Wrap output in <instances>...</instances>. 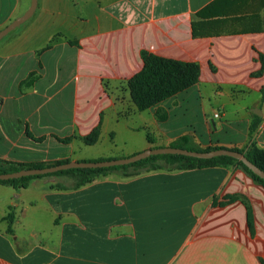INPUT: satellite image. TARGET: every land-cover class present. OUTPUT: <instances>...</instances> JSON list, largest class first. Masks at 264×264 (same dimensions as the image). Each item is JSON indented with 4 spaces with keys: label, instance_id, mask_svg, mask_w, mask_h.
<instances>
[{
    "label": "crops",
    "instance_id": "0c3cea01",
    "mask_svg": "<svg viewBox=\"0 0 264 264\" xmlns=\"http://www.w3.org/2000/svg\"><path fill=\"white\" fill-rule=\"evenodd\" d=\"M212 1L36 0L0 39V158L121 157L183 134L264 148V0H221L219 32L193 35ZM29 3L0 0V28ZM143 53L194 63L196 82L138 109ZM70 180L0 183V264H264V187L236 163L52 187Z\"/></svg>",
    "mask_w": 264,
    "mask_h": 264
},
{
    "label": "trees",
    "instance_id": "16d2710c",
    "mask_svg": "<svg viewBox=\"0 0 264 264\" xmlns=\"http://www.w3.org/2000/svg\"><path fill=\"white\" fill-rule=\"evenodd\" d=\"M219 1L221 0H213L196 12L197 19L191 22V33L193 35H208L219 32L215 29V27L226 21L223 18L217 17L220 15V13L216 10V5ZM260 60L264 65V54L260 55ZM196 80L197 67L194 63L177 61L157 56L155 54L143 53L142 67L128 80L127 85L131 99L137 108L142 110L156 104L160 100L178 91L187 88L195 83ZM167 145L194 150H208L221 147L212 144L206 146L190 144V138L186 134L176 137ZM231 149L242 151L238 148ZM242 152L249 160L264 170V148L252 145ZM105 158L112 157H101L98 159ZM66 161H69V159L56 160L53 162L17 163L0 158V172L14 171L24 167L50 166ZM234 163L243 168L255 181L259 182L264 187V180L262 178L253 173L241 161H238L230 156L220 155L211 158H196L171 153L152 154L125 165L99 168L74 167L44 174H34L0 180V183L9 184L14 188H20L32 178L65 175L71 179L69 184L55 181L52 184V187L56 189H66L80 187L92 181L96 176L106 175L109 172H117L121 176L129 177L154 170H181L208 166H229ZM10 216L12 215L9 213V217Z\"/></svg>",
    "mask_w": 264,
    "mask_h": 264
},
{
    "label": "water",
    "instance_id": "95a60500",
    "mask_svg": "<svg viewBox=\"0 0 264 264\" xmlns=\"http://www.w3.org/2000/svg\"><path fill=\"white\" fill-rule=\"evenodd\" d=\"M35 6H36V0H30L29 6L25 11H23L20 15H18L10 22L5 24L3 27H1L0 39L8 32L13 30L15 27L23 23L26 19H28L32 14ZM160 153L182 154L185 156L196 157V158H211L220 155L230 156L238 161H241L253 173H255L257 176H259L264 180V170H262L251 160H249L242 151L231 148H225V147H217L208 150H194V149L175 147L170 145L149 147L141 151H138L136 153H133L131 155L121 156V157L93 159V160H69L63 163H58L50 166L24 167L14 171L0 172V180L18 178V177L34 175V174H44L56 170L68 169L74 167L99 168V167H110L116 165H125L137 161L139 159L145 158L149 155L160 154Z\"/></svg>",
    "mask_w": 264,
    "mask_h": 264
},
{
    "label": "rangeland",
    "instance_id": "374dc122",
    "mask_svg": "<svg viewBox=\"0 0 264 264\" xmlns=\"http://www.w3.org/2000/svg\"><path fill=\"white\" fill-rule=\"evenodd\" d=\"M26 2H27V0H21V6H25ZM193 122L196 125V127H197L198 130H201L202 129V125H201L200 121L195 120Z\"/></svg>",
    "mask_w": 264,
    "mask_h": 264
},
{
    "label": "built area",
    "instance_id": "2783aa9c",
    "mask_svg": "<svg viewBox=\"0 0 264 264\" xmlns=\"http://www.w3.org/2000/svg\"><path fill=\"white\" fill-rule=\"evenodd\" d=\"M213 116H214V117H218V116H219V113H218V112H215V113L213 114Z\"/></svg>",
    "mask_w": 264,
    "mask_h": 264
}]
</instances>
